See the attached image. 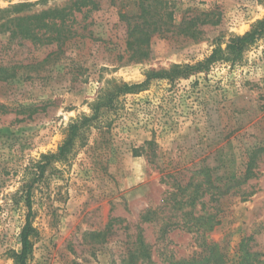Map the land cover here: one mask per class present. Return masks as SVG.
Here are the masks:
<instances>
[{
    "label": "rangeland",
    "instance_id": "obj_1",
    "mask_svg": "<svg viewBox=\"0 0 264 264\" xmlns=\"http://www.w3.org/2000/svg\"><path fill=\"white\" fill-rule=\"evenodd\" d=\"M70 1L0 0V264H16L28 200L27 264H179L203 241L232 262L250 236L264 252V154L241 191L207 194L194 210L176 205L180 187L242 178L250 152L264 147V38L240 64L154 79L93 117L118 87L225 49L264 19V0H93L73 14L79 36L65 43L11 36V20L48 18ZM85 118L71 151L48 158ZM203 209L220 224L184 228Z\"/></svg>",
    "mask_w": 264,
    "mask_h": 264
},
{
    "label": "trees",
    "instance_id": "obj_2",
    "mask_svg": "<svg viewBox=\"0 0 264 264\" xmlns=\"http://www.w3.org/2000/svg\"><path fill=\"white\" fill-rule=\"evenodd\" d=\"M141 1L147 2L148 0ZM93 4V0H72L64 8L51 9L49 11L43 12L44 16L48 18H40L38 16L17 17L14 20H11V23L17 22L13 29L10 27L8 29L11 31V36L14 38L31 41L35 46L38 44L43 46L45 44L48 45L55 42L65 43L79 36V31L73 28L75 24V20L72 17L73 14ZM25 19L30 20V22L26 23ZM263 38L264 19H261L252 26L250 31L246 32L242 36L233 38L225 49L222 47L215 48L212 53L202 61L194 64H177L171 67L170 70H162L159 72L152 71L151 75L147 77L146 81L141 84H124L123 86L118 87L116 93L111 92L108 94L107 103L98 105L95 108V114L93 117L97 116V112L100 107L108 106V104L113 103L114 100L120 95H126L140 91L141 89L147 87L154 79H166L168 81L174 82L179 79H190L192 76H196L200 73H208L211 68L218 63H229L231 65L240 64L242 63L246 52ZM0 106H2L1 108H5L3 107L4 105ZM87 120L88 118H85L79 123L71 125L70 132L60 147L58 153L56 155L49 156L48 158H64L66 154L71 151L74 142L78 137L79 131L85 125V123L88 122ZM260 154H264V147L254 148L250 152L248 157L249 160L246 164L247 167L245 173L242 175V178L228 179L224 185L220 186L217 185L212 176H208L206 187L200 183L196 185L191 183L190 185L193 186L191 191H189L190 187L185 189L180 187L176 195L181 196L182 200L180 199L176 205L180 210L187 206L194 210L197 208L200 200L207 194L211 195V197H214L216 195L215 192H218V194L222 196H227L231 193L234 194L235 192L241 191L244 184L259 176L258 169L261 157ZM188 191L189 193H187ZM27 193L30 195V189L27 190ZM243 194H245V192ZM246 196H249V194ZM185 197H187V199H185ZM27 199H29V196ZM200 204L203 205V208L205 207L204 203L201 202ZM28 208L29 214L27 216L26 224L20 234L21 249L20 251L13 254L16 264H27L33 249L32 235L34 229L30 217L31 205L29 200ZM193 214V211L187 213V221L184 223V228H187V230L190 232L205 234L220 224L218 213H211L209 210L203 209V213L199 216H195ZM253 240L254 238L251 236L244 237L241 240L237 259L232 262L227 258L226 250L222 248L219 243L203 241L202 251L200 254L193 257L192 259L184 260L179 264H264V252L255 251L253 249L251 246V242ZM137 242L141 247L145 246L142 235L138 236ZM147 257H149V253L147 254Z\"/></svg>",
    "mask_w": 264,
    "mask_h": 264
}]
</instances>
